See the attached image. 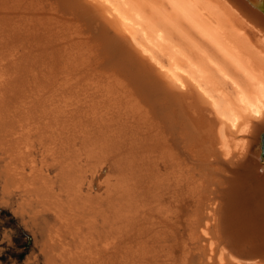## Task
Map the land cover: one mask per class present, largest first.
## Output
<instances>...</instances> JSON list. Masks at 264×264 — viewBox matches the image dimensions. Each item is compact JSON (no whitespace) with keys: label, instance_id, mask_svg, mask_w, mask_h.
<instances>
[{"label":"bare ground","instance_id":"1","mask_svg":"<svg viewBox=\"0 0 264 264\" xmlns=\"http://www.w3.org/2000/svg\"><path fill=\"white\" fill-rule=\"evenodd\" d=\"M77 1L0 0V195L61 264H264V0Z\"/></svg>","mask_w":264,"mask_h":264},{"label":"rangeland","instance_id":"2","mask_svg":"<svg viewBox=\"0 0 264 264\" xmlns=\"http://www.w3.org/2000/svg\"><path fill=\"white\" fill-rule=\"evenodd\" d=\"M164 57H163L164 61L167 62L166 56H164ZM0 157H1L0 158V163H1L0 168H2L0 170H3L4 164H2V163L3 162L5 163L6 159L4 160L3 156H1V155H0ZM36 163H38V162H36ZM36 165L39 166L40 164L38 163ZM47 171H49V172H47ZM47 171L45 173H47V174L49 173L50 177H52V176L54 177L56 175V173L54 171H51V170H47ZM23 172L25 173V175H23V176L27 177V175H28V178H29L30 169L29 170L24 169ZM17 177H18V175H17ZM2 180L3 179L1 177L0 178V181H1L0 182V190L2 189ZM58 183L59 182H57L55 184L56 185L55 189H57V191L59 190L58 192L61 195V196L59 195V197L64 198L63 194H65V192L64 191L62 192V190L60 188H58L60 186V185H58ZM60 184H61V182H60ZM57 185H58V187H57ZM57 191H56V193H58ZM15 196H16V198H15ZM30 197H31L30 195L18 196V195L14 194V195H12V200H13L12 201V200H9L7 198H3L0 195V264H61L62 262L65 263V261L68 260V258L71 256L74 258V257L78 256L77 254H79V253L82 254L83 252H81V250H82V246L84 245V243L81 242V239H79V238H72L71 239L69 236H66V234L62 235V237H60V236L54 237L53 236L54 231H52L53 230L52 227L56 228L58 225L57 222L62 220V219L57 218L56 215L58 214V212H56V208L55 209L52 208V210L51 209L49 210V208H51L50 206H49V208L46 209V207H48V204H46L47 206L44 205V206H46L44 208H42V206H41L42 204H40V206L36 205L37 207L35 206V208H33L35 210H31V208L29 207L30 209H28V210H31V212L30 211H28V212L26 211L25 213H23L24 211L21 212V209H20L21 204H24L26 207L27 203H29L30 201H33L32 198L34 199L35 196L34 197L32 196V198H30ZM65 197H66V194H65ZM35 199H34V201L39 200L36 197H35ZM42 199H45V198H42ZM3 200H5V201L3 202ZM15 200H17V202ZM25 200L27 201V203ZM68 200H69V198H68ZM23 202H25V203H23ZM65 203H67V204H65ZM65 203H64L65 206H67L69 204L68 202H65ZM37 208L38 209L40 208L42 210H39L36 212ZM17 209H19V210H17ZM19 211H20V213H19ZM33 211L36 214V216H35V214H33ZM61 212L63 213V211H61ZM55 213H56V215H55ZM44 214L47 217H45ZM20 215H23V217ZM52 215H53V217H52ZM30 218H32V219H30ZM86 219H88V217H86ZM86 219H84V221L82 222V223H84L83 226L88 223L87 221L91 220L90 218H89V220H86ZM56 220H58V221L56 222ZM50 225H52V226H50ZM50 229H52V230L50 231ZM47 233H48V235H47ZM51 233H52V235H51ZM41 235L42 236L44 235V236L42 237ZM48 236H51V237L53 236V238L57 237V239L59 238L61 240L54 241L51 239V237L48 238ZM48 240L49 241L52 240V242H49ZM45 241H46V243H44ZM58 242H60V243H58ZM79 242H81V243H79ZM50 245H52V246H50ZM61 250H62V252H61ZM84 252H85V250H84ZM58 261L60 263H58ZM55 262H57V263H55Z\"/></svg>","mask_w":264,"mask_h":264},{"label":"water","instance_id":"3","mask_svg":"<svg viewBox=\"0 0 264 264\" xmlns=\"http://www.w3.org/2000/svg\"><path fill=\"white\" fill-rule=\"evenodd\" d=\"M81 1H84V0H81ZM77 2H80V0L79 1H77ZM86 5L85 6H82L81 4L79 5L80 7H81V9H82V11L84 12V13H87V14H89V15H93V12H94V17H98V16H100V12L99 11H97V10H95V9H93V5L90 3V2H84ZM98 9V8H97ZM103 19H104V17H102ZM106 20V19H105ZM102 23H103V25H105V28L106 27H109L110 28V26L107 24V22L106 21H101ZM126 39V38H125ZM127 45L130 47V49L132 50V52H133V54L137 57V59L140 61V63L142 64L141 66H142V68H143V70H144V72H145V75L147 76V77H149L151 80H153V81H157V79L159 80V81H161V80H163V81H165V79H163L162 78V74L159 72V69L158 68H156L150 61H148L147 59H144L143 57H142V55H140V53L133 47V46H131L130 45V43L129 42H127ZM95 66V65H94ZM96 67V66H95ZM101 67V66H100ZM97 68V67H96ZM96 68H94L93 70L95 71V69ZM144 75V76H145ZM167 84V83H166ZM166 84L164 83V85L166 86ZM167 90L169 89V86L167 85L166 87H165ZM169 92H170V89L168 90ZM254 181H255V183L254 184H256L255 185V187L256 186H258L257 188H258V191H260L259 192V194L258 195H262V196H264V173L263 172H258L257 174H254ZM255 209V208H254ZM254 209L253 210H251V212L254 214ZM257 214H260V212H258ZM256 214V215H257ZM255 214H254V216H256ZM260 229V228H259ZM259 231H261V230H259ZM264 240V239H263Z\"/></svg>","mask_w":264,"mask_h":264}]
</instances>
